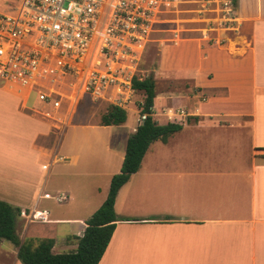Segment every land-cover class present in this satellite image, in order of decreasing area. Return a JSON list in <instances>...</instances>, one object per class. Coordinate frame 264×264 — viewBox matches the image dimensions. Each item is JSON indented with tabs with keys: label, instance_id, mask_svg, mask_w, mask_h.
I'll return each mask as SVG.
<instances>
[{
	"label": "crops",
	"instance_id": "0c3cea01",
	"mask_svg": "<svg viewBox=\"0 0 264 264\" xmlns=\"http://www.w3.org/2000/svg\"><path fill=\"white\" fill-rule=\"evenodd\" d=\"M235 6L239 30L221 43L198 32L175 44L160 42L155 76L180 77L190 86L179 106L155 92L151 116L181 130L152 142L117 192L114 213L126 220L116 222L98 264H264V0H237ZM180 109L185 116L169 119ZM42 110L34 94L24 100L0 84V201L20 211L44 208L37 196L47 169L79 159L62 155L65 161L56 162L71 113L63 106V120L55 121ZM136 114V125H99L109 130L105 156L119 160L100 167L105 185L95 205L54 214L47 229L18 216L21 242L52 239L55 254L76 249L85 221L120 172L127 139L141 122ZM1 242L0 264H21L17 248Z\"/></svg>",
	"mask_w": 264,
	"mask_h": 264
},
{
	"label": "built area",
	"instance_id": "2783aa9c",
	"mask_svg": "<svg viewBox=\"0 0 264 264\" xmlns=\"http://www.w3.org/2000/svg\"><path fill=\"white\" fill-rule=\"evenodd\" d=\"M0 2V84L24 100L34 94L41 115L55 121L63 120V106L70 114L81 98L139 111L135 104L140 92L134 83L149 77L143 62L156 34L170 33L171 38L159 41L175 44L186 33H199V27L184 24L201 21L208 26L200 29L201 35L221 43L239 30L234 0H202L200 9L189 10L195 14L189 19L181 17L187 12L182 5L199 0ZM185 114L180 109L168 117ZM37 198L56 204L68 200L65 192L43 190ZM19 216L27 223H52L45 208L21 210Z\"/></svg>",
	"mask_w": 264,
	"mask_h": 264
},
{
	"label": "rangeland",
	"instance_id": "374dc122",
	"mask_svg": "<svg viewBox=\"0 0 264 264\" xmlns=\"http://www.w3.org/2000/svg\"><path fill=\"white\" fill-rule=\"evenodd\" d=\"M193 1V0H187ZM3 2H0V8ZM199 4H183L181 8L186 9L181 17L193 18L195 14L189 10L197 8ZM236 5V4H235ZM186 28L199 27V33L203 27L207 28V23L199 21V23H186ZM194 33H186L184 38L192 37ZM170 33H160L153 36V42L148 45L144 58V69L147 74L154 78L155 92L160 95L163 101H166L172 106L182 105L185 100L183 94L187 92L186 87L190 84L180 77L167 79L162 75L155 76L157 69L158 49L160 46L159 39H169ZM167 44H170L168 42ZM157 77V78H156ZM33 97L30 103L33 102ZM139 101H144V93L140 92L135 105L142 107ZM158 104V103H157ZM109 105L106 103H92L86 98H81L78 103L73 106L69 124L63 135L60 138V147L58 155H68L79 157L78 163L74 166L65 165L62 163L53 164L48 170L43 191L55 192L64 191L67 194L69 201L64 204H56L52 201H42L41 206L46 208L51 214L70 215L79 213L83 206L92 207L95 205V200L100 196V189H104L105 179L98 175L101 171L100 167L108 161V163L118 162L116 156L107 159L103 149V144L107 139L108 131L99 127L101 117L106 112ZM136 108L131 107L127 111L126 122L130 125H136ZM158 118V117H157ZM163 119V117H161ZM64 126V125H63ZM96 126V127H95ZM115 130V129H111ZM49 224H43L37 227L46 228ZM16 231L17 228H16ZM35 244V243H34ZM2 247L11 248L13 245L5 240L1 242Z\"/></svg>",
	"mask_w": 264,
	"mask_h": 264
},
{
	"label": "trees",
	"instance_id": "16d2710c",
	"mask_svg": "<svg viewBox=\"0 0 264 264\" xmlns=\"http://www.w3.org/2000/svg\"><path fill=\"white\" fill-rule=\"evenodd\" d=\"M237 0H234L236 4ZM139 92L144 93V101L140 109L141 123L129 135L120 172L113 175L109 190L102 205L85 221V229L77 239V247L67 253H53L52 239L40 240L34 244L32 240H20L16 231V219L20 209L0 201V241L5 240L17 248V259L21 264H98L119 219L114 213L115 197L119 189L129 177L138 171L143 156L149 145L157 140L165 142L172 134L181 130V125L167 123L157 124L151 114L155 97L154 78L150 75L141 82L134 83ZM126 121L123 109L108 106L102 115L101 126H118Z\"/></svg>",
	"mask_w": 264,
	"mask_h": 264
}]
</instances>
